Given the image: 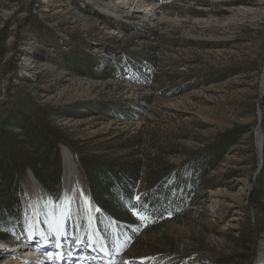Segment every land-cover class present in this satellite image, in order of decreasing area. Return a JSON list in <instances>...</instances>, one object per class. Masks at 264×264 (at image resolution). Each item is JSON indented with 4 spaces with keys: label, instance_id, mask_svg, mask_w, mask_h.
<instances>
[{
    "label": "rangeland",
    "instance_id": "obj_1",
    "mask_svg": "<svg viewBox=\"0 0 264 264\" xmlns=\"http://www.w3.org/2000/svg\"><path fill=\"white\" fill-rule=\"evenodd\" d=\"M263 70L264 0H0V129L20 114L65 141L58 198L29 170L20 179L23 221L0 227V264L41 242L32 263L59 264L50 217L76 264H264ZM233 131L182 215L142 219L131 237L99 231L77 153L158 180Z\"/></svg>",
    "mask_w": 264,
    "mask_h": 264
},
{
    "label": "trees",
    "instance_id": "obj_2",
    "mask_svg": "<svg viewBox=\"0 0 264 264\" xmlns=\"http://www.w3.org/2000/svg\"><path fill=\"white\" fill-rule=\"evenodd\" d=\"M140 62L136 58V66L133 62H125V67L138 71L137 65ZM116 66L118 64L114 62V71ZM113 113L121 116L117 110H113ZM6 121V125L11 128L6 132L0 129V198L6 199L8 205L5 209L0 207V227L5 228L11 216H15L18 221L23 218L19 181L26 170L54 198L61 194L63 169L61 151L57 144L65 142L55 135L51 137L54 142H47L44 140L47 134L37 132L25 116L20 114ZM15 126L20 128V133L13 132L18 129ZM239 133H227L214 147L204 150L195 162L175 168L169 175L158 180L144 178L139 164L135 167L127 162L120 166L115 159L104 163L100 161L102 156L77 153L79 169L87 180L92 196V213L95 221L101 225L99 231L106 237L113 230L121 237H131L135 233L134 227L142 221L141 216L148 221L158 222L166 216L182 215L183 210L196 201V198L192 200L196 192L207 187L202 179L217 166L223 152L238 139ZM257 180L262 181L260 176ZM137 196L142 197L139 203L135 199ZM137 204L138 215L134 216L132 209ZM15 228L9 227V230L12 232Z\"/></svg>",
    "mask_w": 264,
    "mask_h": 264
},
{
    "label": "bare ground",
    "instance_id": "obj_3",
    "mask_svg": "<svg viewBox=\"0 0 264 264\" xmlns=\"http://www.w3.org/2000/svg\"><path fill=\"white\" fill-rule=\"evenodd\" d=\"M255 137H256V141L258 142V144L262 143V136H261L260 132ZM65 166H66V168L68 167L67 170H70V166L67 165V163H66V157H65ZM29 175L34 179V177L31 174V172H29ZM50 222L52 224V229H53V232L55 233L56 239H57L56 247L54 248V251H55L54 260L58 261L59 264H70V262L72 264H76L77 261L73 260V258H75L76 256H72V259H69L70 261H68V259H67V257L69 255H72L74 253V250H72V249L70 250L69 248H64V250L60 249L62 247V244H61V242H62V234H61V232L64 229L63 221L60 220V219L59 220H55L53 217H50ZM45 247H46V245L41 242V243H39L37 248L43 249ZM29 248L30 247L27 244H21V247H19L18 251L21 250L22 253H15V251H13L14 254L12 255V257H10L8 260H6L3 264H34V263H32V260H30V259L35 258L36 256H39L40 255V249H38L39 251H37V248H36L35 250L37 252L34 251L32 253V252H30ZM32 250H34V249H31V251ZM82 251H84L86 253V256L89 253V251H87L85 249L82 250ZM68 252H69V254H67ZM78 257L81 258L80 256H78ZM83 258H85V257H83ZM103 261H104L105 264H107V262H106L107 260L105 258L103 259ZM96 264H98V263H96Z\"/></svg>",
    "mask_w": 264,
    "mask_h": 264
},
{
    "label": "water",
    "instance_id": "obj_4",
    "mask_svg": "<svg viewBox=\"0 0 264 264\" xmlns=\"http://www.w3.org/2000/svg\"><path fill=\"white\" fill-rule=\"evenodd\" d=\"M263 76H264V70H263V74H262V88H264V81H263ZM261 119V114L258 113V120L260 121ZM259 133V126L257 127V130L255 132V136ZM256 145H257V160H258V166L259 168L262 165V143H259L256 141Z\"/></svg>",
    "mask_w": 264,
    "mask_h": 264
},
{
    "label": "snow or ice",
    "instance_id": "obj_5",
    "mask_svg": "<svg viewBox=\"0 0 264 264\" xmlns=\"http://www.w3.org/2000/svg\"><path fill=\"white\" fill-rule=\"evenodd\" d=\"M135 199L139 203V201H141L142 197L141 196H137V197H135ZM137 206H138V204L137 205H133L132 213H133L134 216L138 215V213L136 211ZM58 207H60V206H58ZM97 211H99V209H97ZM63 215H64V219L67 220V219L70 218L71 212L70 211H65L63 213ZM142 219H143V217H142Z\"/></svg>",
    "mask_w": 264,
    "mask_h": 264
}]
</instances>
